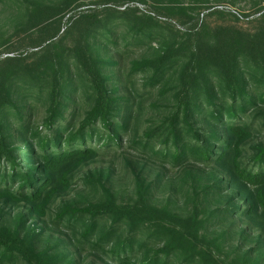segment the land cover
<instances>
[{"label": "trees", "instance_id": "1", "mask_svg": "<svg viewBox=\"0 0 264 264\" xmlns=\"http://www.w3.org/2000/svg\"><path fill=\"white\" fill-rule=\"evenodd\" d=\"M200 3L0 0L16 14L0 202L52 218L75 250L40 248L50 231L21 217L0 226V264H264V9L244 30L209 25ZM115 156L132 165L125 197L112 171L76 179ZM75 186L98 200L55 208Z\"/></svg>", "mask_w": 264, "mask_h": 264}, {"label": "rangeland", "instance_id": "2", "mask_svg": "<svg viewBox=\"0 0 264 264\" xmlns=\"http://www.w3.org/2000/svg\"><path fill=\"white\" fill-rule=\"evenodd\" d=\"M208 3H200L207 4V9H203V13L205 14V19L207 20L209 25L212 26H228V27H238L244 30H254L258 23L257 19L260 14H257V10L262 7L264 9V0H205ZM150 3H152L150 1ZM138 7L141 11L149 12L151 11V4L149 2L147 4H142L139 2H130L125 5V7L120 8V10H125L126 7ZM214 10L223 11L225 14L223 15H209L210 12ZM15 17L16 14L14 11L5 5L0 4V44L2 40L9 38L14 34L15 31ZM68 19V18H67ZM67 19H65L63 28H66ZM161 21H168L166 17L160 18ZM173 18L172 20H174ZM177 21V20H175ZM173 22V21H172ZM176 24L175 22H173ZM5 47H1L0 51L4 50ZM20 52L16 53L12 56H19ZM7 57L4 55L3 58ZM37 118L42 119L45 115V109L42 107L38 108ZM151 118V114H147L145 116V120ZM128 157H131L127 155ZM128 159L125 160L124 157H111L97 160L93 163H90L84 166L76 175V179L85 177L87 175H99L106 174L110 171L114 172V179H118L124 185H117L118 190L123 194L121 196H126L127 187L125 185L128 184V176L126 170H131L132 165L127 164ZM99 198V194L86 189L84 187H76L68 194H64L60 196L56 202L54 203L55 208L61 207L63 204H86L88 202H95ZM29 208L26 205H20L17 207L13 206H5L0 202V226L7 225H16L17 221L20 220L21 217H25V222L27 227H31L36 223H39L40 226L46 225L50 227L49 221L52 219H46L44 222L41 218L33 217L28 214ZM50 231L48 234H51L49 238L48 235L44 236V240L42 239V243L40 244V248L49 247V246H59L63 251H72L75 253L74 248L64 246L63 241L68 242V237L65 234L60 233V231L56 230H48ZM83 264H96L91 254H85ZM22 264V263H18Z\"/></svg>", "mask_w": 264, "mask_h": 264}]
</instances>
